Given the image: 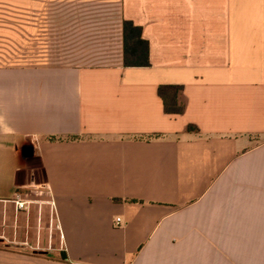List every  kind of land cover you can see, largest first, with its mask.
Here are the masks:
<instances>
[{
  "label": "crops",
  "instance_id": "crops-1",
  "mask_svg": "<svg viewBox=\"0 0 264 264\" xmlns=\"http://www.w3.org/2000/svg\"><path fill=\"white\" fill-rule=\"evenodd\" d=\"M0 40V203L60 238L0 236V264H264V0H0Z\"/></svg>",
  "mask_w": 264,
  "mask_h": 264
},
{
  "label": "rangeland",
  "instance_id": "rangeland-1",
  "mask_svg": "<svg viewBox=\"0 0 264 264\" xmlns=\"http://www.w3.org/2000/svg\"><path fill=\"white\" fill-rule=\"evenodd\" d=\"M23 37L19 55L28 62L31 61L29 43L27 35ZM3 50L8 51V56L4 58L2 64L11 65L14 62L13 44H5V41L0 40V52ZM16 59L19 58L16 56ZM5 235L16 243H30L38 249L50 250L60 246L58 225L47 205L42 208L39 204H34L23 213L18 212L14 204L0 203V236Z\"/></svg>",
  "mask_w": 264,
  "mask_h": 264
},
{
  "label": "trees",
  "instance_id": "trees-1",
  "mask_svg": "<svg viewBox=\"0 0 264 264\" xmlns=\"http://www.w3.org/2000/svg\"><path fill=\"white\" fill-rule=\"evenodd\" d=\"M125 39V64L128 67H146L149 62V43L142 38V28L135 26L133 22L124 24ZM184 87L181 85H163L158 93L164 102L165 112L169 115H182L186 111L183 100ZM198 130L190 125L188 131ZM55 139V138H53Z\"/></svg>",
  "mask_w": 264,
  "mask_h": 264
},
{
  "label": "built area",
  "instance_id": "built-area-1",
  "mask_svg": "<svg viewBox=\"0 0 264 264\" xmlns=\"http://www.w3.org/2000/svg\"><path fill=\"white\" fill-rule=\"evenodd\" d=\"M16 206L18 209H26L27 208V203L24 202L23 200L20 199V197H18V199L16 200ZM121 223V219L117 220V224L119 225Z\"/></svg>",
  "mask_w": 264,
  "mask_h": 264
}]
</instances>
